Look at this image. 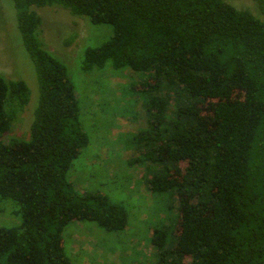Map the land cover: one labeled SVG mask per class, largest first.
Returning a JSON list of instances; mask_svg holds the SVG:
<instances>
[{
    "label": "trees",
    "instance_id": "obj_1",
    "mask_svg": "<svg viewBox=\"0 0 264 264\" xmlns=\"http://www.w3.org/2000/svg\"><path fill=\"white\" fill-rule=\"evenodd\" d=\"M10 1L39 99L26 138L10 136L29 88L0 74V201L21 213L19 226L0 227V264H71L69 224L116 233L127 223L122 205L68 180L88 137L66 67L44 49L32 10L55 5L112 28L84 49L83 73L109 63L145 76L139 154L157 168L146 185L170 194L176 213L172 228L151 231L149 264H264V22L224 0Z\"/></svg>",
    "mask_w": 264,
    "mask_h": 264
},
{
    "label": "rangeland",
    "instance_id": "obj_2",
    "mask_svg": "<svg viewBox=\"0 0 264 264\" xmlns=\"http://www.w3.org/2000/svg\"><path fill=\"white\" fill-rule=\"evenodd\" d=\"M224 1L264 22V4L260 8L256 0ZM32 10L41 18L39 40L44 49L66 67L79 101L81 128L88 137L87 146L68 171V180L76 191L102 193L127 213L126 227L116 233L93 222L69 224L63 237L70 263L149 264L154 257L149 242L151 231L172 228L176 213L170 194L150 193L146 185L157 168L143 164L139 154L146 145L138 133L146 130L142 110L147 98L138 82L145 76L113 69L109 63L102 70L83 73L80 67L84 49L104 43L112 28L92 24L86 17L73 16L56 5ZM13 15L12 2L0 0V74L9 80H22L29 88V103L10 136L26 138L39 89ZM20 222L19 204L0 201V227L19 226Z\"/></svg>",
    "mask_w": 264,
    "mask_h": 264
}]
</instances>
